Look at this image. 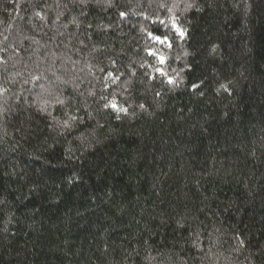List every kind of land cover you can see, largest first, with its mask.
Segmentation results:
<instances>
[{
  "label": "trees",
  "instance_id": "1",
  "mask_svg": "<svg viewBox=\"0 0 264 264\" xmlns=\"http://www.w3.org/2000/svg\"><path fill=\"white\" fill-rule=\"evenodd\" d=\"M0 264H264V0H0Z\"/></svg>",
  "mask_w": 264,
  "mask_h": 264
},
{
  "label": "snow or ice",
  "instance_id": "2",
  "mask_svg": "<svg viewBox=\"0 0 264 264\" xmlns=\"http://www.w3.org/2000/svg\"><path fill=\"white\" fill-rule=\"evenodd\" d=\"M177 31H179V28H177ZM181 35H183V33L181 32ZM157 41H160V42H165L167 40V37H159V36H156L154 37ZM150 54H153L150 52ZM161 62L163 63L164 62V58L161 57ZM161 75H164L163 72H161ZM169 83H173V81L171 79H169ZM111 107L116 110V111H121V112H126L127 109H124V108H120L116 103H112L111 104Z\"/></svg>",
  "mask_w": 264,
  "mask_h": 264
},
{
  "label": "rangeland",
  "instance_id": "3",
  "mask_svg": "<svg viewBox=\"0 0 264 264\" xmlns=\"http://www.w3.org/2000/svg\"><path fill=\"white\" fill-rule=\"evenodd\" d=\"M162 43H163V42H162ZM165 43H169V42H168V39L165 41ZM161 57H163V56H161ZM163 58H164V57H163ZM113 102L116 103V104L118 105V103L116 102V100H113ZM113 102H112V103H113Z\"/></svg>",
  "mask_w": 264,
  "mask_h": 264
}]
</instances>
